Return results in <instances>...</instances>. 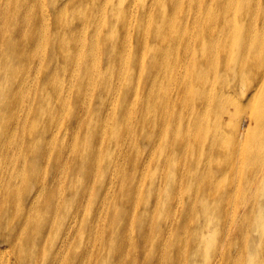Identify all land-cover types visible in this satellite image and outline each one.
I'll return each mask as SVG.
<instances>
[{"label":"bare ground","instance_id":"obj_1","mask_svg":"<svg viewBox=\"0 0 264 264\" xmlns=\"http://www.w3.org/2000/svg\"><path fill=\"white\" fill-rule=\"evenodd\" d=\"M59 96L69 115L88 118L94 110L92 120H68L72 142L64 136L54 156L38 157L54 174L49 183L29 180L35 196L21 204L35 205L31 213L19 216L16 197L0 191V264L11 249L17 264H38L39 257L84 264L92 257L84 240L102 223L107 246L95 252L96 263L127 258L129 246L131 257L141 252L142 264L147 257L150 264H264V0H0L4 160L15 159V115L31 121L47 107L54 117ZM53 124L39 130L41 143ZM155 132L158 139L149 140ZM82 135L93 136L92 144H76ZM127 142L125 151L119 145ZM155 147L145 190L137 185L139 158L144 164L143 153ZM64 166L69 187L58 178ZM233 195L236 207L229 206ZM49 225L59 236L39 252Z\"/></svg>","mask_w":264,"mask_h":264},{"label":"rangeland","instance_id":"obj_2","mask_svg":"<svg viewBox=\"0 0 264 264\" xmlns=\"http://www.w3.org/2000/svg\"><path fill=\"white\" fill-rule=\"evenodd\" d=\"M36 66L37 65L34 66V69ZM34 69L30 73L31 79L28 80V83H27L32 97L34 96V93L37 89V84L35 83V77H36L35 73L36 72ZM24 72L25 73L23 75L29 74V72H27V70H24ZM70 83H71V86H75L77 84L76 74L73 75V77H71ZM58 98H59L58 112H56V116H54V117H48L46 115L47 107L43 108L44 110H43V113L41 116H37L36 119L31 120V121L29 119L25 120V113L24 112H21V113H18L17 115H15L14 121H17L18 129L16 130L15 135L11 138V141H10L11 144H14L13 150L11 151V154L15 153V159L12 162L11 160H4L0 156V191L2 192V196L14 195L16 197L17 200L15 203H13V206H15L14 209H17V208L19 209V216L25 217V216H27L28 213H31L35 209V205L34 206H27V207L25 206L26 205L25 200L28 201V199H30L32 196H35L34 195L35 193H33V191L31 190L33 187H31L28 183L29 180L30 179L35 180L38 176H41L42 179H44L47 183H49L50 178L54 174L52 165H49V169L47 167V163H50V162L46 163L45 161L38 160L39 159L38 157L43 153V151L45 153L44 154L45 158L54 156L55 153H57L59 148H60V144L58 142H60L62 139L65 140L64 136H66V140L68 139V141L70 143L72 142L71 137L68 134V131H66L68 120H70L69 122H71L72 124L74 123L77 116H80L83 119H87L88 122H90V120H92V114H93L94 110L92 111V114L90 116H88V118H86L85 113L75 115V110H73L71 115H69V113L67 112V108H66L67 106L64 104V100L62 103L63 96H59ZM83 102L84 103L89 102V97H87V96L83 97ZM0 111H1V109H0ZM137 116H138V112L135 109L132 112V115L130 118V123L132 125H134V123H136ZM116 118H118V114H117ZM30 119H31V116H30ZM46 120L48 121V123L46 125H44L43 122ZM102 120L106 122V123L102 124V128H104V133H105L109 129V126H110L109 125V119H108V117L104 116ZM51 123H54L53 128L51 129L52 132L49 131L50 134L46 135V138L44 141H49V139H52V135H54L55 136V138H54L55 139L54 140L55 145L53 147H52L53 139L46 146L43 145L45 143L44 141L41 143L38 140V136L40 134L39 130L42 128H48V125H50ZM137 130L138 129L134 127V130L132 132H136ZM24 133H26V135H24ZM27 135H30V137H25ZM79 135H80V131L78 132L77 136H79ZM121 135L124 137V131L122 132ZM142 136L145 138V132H142ZM146 137H147V139L149 138L148 134H146ZM156 137L158 139L157 132H155L153 135H151L149 140L156 141ZM24 138L27 139V145L25 146V148L22 145V143H23L22 141ZM131 139H133L136 144L139 143V140L137 139V133H135L134 137L131 136ZM85 141L90 142L89 145H91L93 142V136L91 137V140L88 138H87V140H85L83 135H82L80 138L78 137V141L76 144H78V142H79V144H81L83 146L85 144ZM123 141L124 140H122V142ZM138 145L139 144L135 145L136 149H137V153H138ZM119 146L124 148L125 151H127L129 144L127 142V143H122ZM120 147H119V149H120ZM143 147H144V145L141 146V150H143ZM0 148H1V145H0ZM141 153H143V152H141ZM63 154H64V150L62 149L61 159L63 157ZM156 154H157V152H156V147H155L154 150L151 149L148 151V153H143L144 164H143L142 157L140 156V158H139V160L141 162V169L143 170V175H142L143 179L139 180L137 182V185L139 187L145 186V190H147V188L149 187V186L148 187L146 186V182H147V180H149L151 178V174L155 168ZM14 166L16 168V171H13ZM1 168H2V170H1ZM3 171H4V174H3ZM58 178L59 179H63V178L66 179L68 187L70 186L68 179H67V169L65 166L61 168V170L58 174ZM157 180L158 179L155 178V183L157 185H154V186L158 189V181ZM122 181H123V179H122ZM92 183H93V185L96 184L94 177H93ZM237 183L239 184V182H237ZM71 184H72V180H71ZM12 188H15V189H12ZM60 192H62V191H60V189H59L55 192V194L60 193ZM182 193L184 194V192H182ZM44 195L38 196V198H36L35 203H37L38 201H41L42 198L44 199ZM236 198H237V196H235V195L232 196V201H231L229 206H233V204H235V207H236V205H237ZM23 199H25V200H24L23 204H21ZM55 201L56 200H53L50 204V209H48L49 214H50V212L52 213V211H53V208H54L53 205H54ZM133 204L137 205L138 199H135ZM86 214H87V212H86ZM103 216H104V214H103ZM193 216H194V214L192 213L189 215V218L192 219ZM22 224H23V221L20 220L19 222L15 223V228L21 227ZM81 230H82V228H81ZM134 230H136V228ZM83 231L87 232V228H83ZM103 231H104V223L99 225L97 233L95 234L94 237L89 235L85 238L84 243L88 247V252H89L88 255L92 256V257L91 258L89 257V259L87 258L86 261H84V262H86L84 264H100V263H96L98 260L95 259L94 255H95L96 251L99 252L103 247L107 246L105 244V241L107 240L108 235L103 234L102 233ZM121 231H122V229H121ZM120 232H117V233H120ZM58 236H59L58 233L56 234L55 230L53 231L51 225H49L45 235L41 239L39 236V239L41 241V245L39 247V252H42L41 249L43 247L45 248V251H43V252H46L48 247L50 246V244L54 240H56L58 238ZM25 237H28L26 230L22 234V238H25ZM143 241H142V237H141L140 239L137 240V244H142ZM155 241H156V237H153L152 241L149 242V244L147 245L149 250L150 249L152 250L153 247L156 245ZM113 244L120 245V240L114 241ZM1 245L2 246H0V251H1V249H4L3 248L4 245L3 244H1ZM121 247H125V242H123L121 244ZM34 249H35V247L30 245L29 252L35 254ZM5 250H9V249H5ZM9 251H10L9 256L7 257V259H4V262H2V264H17V261L12 254L13 249H11ZM126 251L128 254L127 258H124L123 256H120L119 254H115V255L111 256L110 258H108L107 262L105 264H111V263L112 264H142L143 255L141 254V252H138L131 257L129 246L127 247ZM193 255H194V253H193ZM151 260H152V257H147V264H150ZM198 262H199L198 259H197V261L193 260L191 262V264H198ZM38 264H45L41 261L40 257H39Z\"/></svg>","mask_w":264,"mask_h":264}]
</instances>
